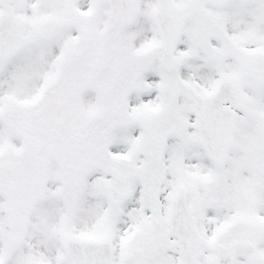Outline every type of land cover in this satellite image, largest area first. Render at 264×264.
<instances>
[{
	"label": "snow or ice",
	"instance_id": "1",
	"mask_svg": "<svg viewBox=\"0 0 264 264\" xmlns=\"http://www.w3.org/2000/svg\"><path fill=\"white\" fill-rule=\"evenodd\" d=\"M0 264H264V0H0Z\"/></svg>",
	"mask_w": 264,
	"mask_h": 264
}]
</instances>
